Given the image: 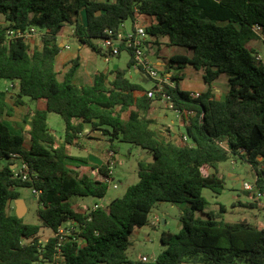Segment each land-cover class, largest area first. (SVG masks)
Returning <instances> with one entry per match:
<instances>
[{
    "label": "trees",
    "instance_id": "1",
    "mask_svg": "<svg viewBox=\"0 0 264 264\" xmlns=\"http://www.w3.org/2000/svg\"><path fill=\"white\" fill-rule=\"evenodd\" d=\"M83 11L85 23L80 21ZM137 16L149 18L148 49L150 41L165 40L167 46L186 51L172 56L168 66L202 73L207 90L199 98L181 90L182 73L162 93L157 85L146 91L130 80L128 73L136 64L132 50L128 68L114 71L110 81L97 73L92 85L75 84L80 57L58 70L59 40L66 27L73 28L82 45L101 54L98 42L106 31L117 36L122 24ZM255 26L261 27V34ZM31 27L41 34L42 49L10 36ZM257 40L264 42V0H0V80L18 88L11 96L0 90V264H264V227L230 223L205 212L208 201L203 196L204 189L223 193L226 180L220 165L230 160L253 167L254 184L264 195V66L257 60ZM223 75L229 91L221 101L215 99L213 85ZM163 94L187 122L184 146L152 129L154 102ZM25 99L44 101L45 109L26 111L22 134H13L4 118L13 117ZM49 113L65 121L63 142L49 128ZM86 124L108 138L110 151L118 153L115 142H123L146 154L138 160L139 181L112 200L109 211L100 208L88 214L76 211L71 199L103 200L109 185L73 168L79 167L74 161L88 163L67 152ZM150 157L154 162H147ZM21 160L29 166L30 181L15 176L13 167ZM93 169L108 173L106 164ZM206 169L213 172L206 174ZM23 187L40 191L38 214L44 227L56 233L69 220L79 224L80 232L61 244V252L56 250L57 237L44 244L42 226L27 224L12 212L11 204L20 199ZM159 202L186 205L181 228L162 233L166 248L155 261H133L127 254L130 236L149 224ZM258 204L238 201L233 206L257 209Z\"/></svg>",
    "mask_w": 264,
    "mask_h": 264
},
{
    "label": "rangeland",
    "instance_id": "2",
    "mask_svg": "<svg viewBox=\"0 0 264 264\" xmlns=\"http://www.w3.org/2000/svg\"><path fill=\"white\" fill-rule=\"evenodd\" d=\"M142 22H149V18L140 17ZM144 24V23H143ZM146 25V24H145ZM134 26L132 20H127L124 23V30L130 32ZM41 39L40 37H37ZM36 39L35 42L29 41L31 47H41V40ZM165 40H162L160 43H155L156 46L160 47L162 51L165 48H171V50H176L177 52L181 50L180 47H167ZM255 48L262 57V65L264 66V42L262 40H257L255 43ZM86 56H84L83 64L81 65L79 72H84L88 69V63L93 67V70L100 73L105 71H113L114 69L125 70L128 68V63L130 61V55L128 52H124L121 57H115L113 60L106 62L101 54L92 55L91 50L85 47ZM77 49L68 51L67 54L76 55ZM82 53V55H84ZM157 54V53H156ZM158 55V54H157ZM153 56H155L153 54ZM150 60L152 56L148 55ZM76 57L68 59L64 64L63 61H59L57 68L62 72L67 66L71 65V61ZM154 58V57H153ZM154 62V60H152ZM91 71V70H90ZM134 81L141 84L146 91H151L155 89L156 81L147 78L141 73V75L132 73ZM223 80H226V76H221ZM13 86L11 81L0 80V90H10L14 92L16 89ZM8 90V91H9ZM169 108V107H168ZM26 112V108L21 107V109L15 114L14 118L21 119L19 124H16L15 119L13 121L8 120V117H5L10 126L18 129V125L22 123V118ZM178 112L172 111L171 109L167 111L169 116L166 119V123L171 124L172 120L177 121L176 116ZM48 124L52 133L56 136L59 142H63L66 134V124L64 119L56 113L48 114ZM27 137V135H25ZM29 139V137H27ZM108 140V138L106 137ZM86 150H81V148H72V154L76 156L89 158V153L92 151H97L98 149L102 152H106L110 144L108 142H84ZM115 145L118 148L117 154V163L114 168V184H119L118 188H114L113 185H109V189L106 197L101 200L92 196L77 197V201L72 200V205L74 209L80 211L83 208H93L96 204L102 206H108L112 200L122 197L129 186L136 184L139 181L138 177V160L141 159L138 149L128 143L115 142ZM110 150V149H109ZM81 172V171H80ZM212 170H205V173H212ZM220 172L223 174L226 180V187L222 194L218 195L212 192L210 189H204L203 196L207 199L208 205L205 212H213L221 220H225L230 223H238L242 221L251 222L255 225L264 227V210L262 209V204L257 199L254 194L248 193L243 190L244 182L254 184L256 180V172L253 167L242 161L230 160L224 162L220 165ZM87 174V170L83 172ZM242 176L244 178H242ZM20 199L25 203L27 207V212L23 216L25 223L32 225L42 226L40 232L41 241L45 244L49 238L54 236V232L51 228L44 227L43 223L39 217L38 210L40 204L38 202V196L33 193V189L29 187H23L19 189ZM255 202L259 204V208L251 209L246 207H241L233 205L236 202ZM238 204V203H237ZM13 207L11 208L12 212H16V203L13 202ZM222 206H225V211H223ZM186 205H174L168 202H159L156 204L150 219L149 224L143 228L135 230L130 236V245L127 250L129 258L133 261H141L142 257H148L150 262H153L157 259L159 254L166 248L161 243V235L163 232L177 233L181 228L180 216L183 213ZM198 216L205 218L206 216L202 213H198ZM158 217L160 223L158 225H153L154 218ZM163 220H167L166 224H163ZM41 264H51L49 262ZM194 264V263H188Z\"/></svg>",
    "mask_w": 264,
    "mask_h": 264
},
{
    "label": "crops",
    "instance_id": "3",
    "mask_svg": "<svg viewBox=\"0 0 264 264\" xmlns=\"http://www.w3.org/2000/svg\"><path fill=\"white\" fill-rule=\"evenodd\" d=\"M141 20V19H140ZM80 21L82 23L86 22V14L83 11L80 15ZM144 24H147L146 22H143ZM36 39H40L37 37H34L31 41L35 42ZM41 40V47L39 45L38 48L43 47L42 45V39ZM30 41V42H31ZM60 45L62 47V51L60 52L58 59H57V65L59 61H63L64 64L68 61V59H71L74 57H80L81 59V65L83 64L84 61V56H86V53L84 50L85 45H82L78 39L75 37L74 35V30L71 27H66L63 31V34L59 40ZM66 44L71 45L70 49H65L64 46ZM99 47L101 48V56L102 58L106 61L109 62L111 60H113L114 58H112L111 60L107 61L105 59L104 56V52L102 50V44L99 41L98 42ZM169 47V46H167ZM77 49V53L76 55L74 54H67L68 51H71L73 49ZM89 48V47H88ZM90 49V48H89ZM91 50V49H90ZM127 51H123L121 53V55ZM82 53L84 55H82ZM92 55L95 54H99V53H95L91 50ZM158 55H157V54ZM186 51L182 48L181 50H179L178 52L176 50H171V48H165L164 51H162V49L158 46L155 45V43H153L152 41L149 42V49L147 47V54L152 56V60H154L153 64L160 70V73L166 77H170L171 81L175 84V79L174 76L177 75L178 73H182L184 75V79L182 81H180L179 86L181 88V90L183 91H187V92H200L201 94L203 92H205L207 90V84L205 83V81L203 80V76L202 73L200 71H197L195 69H193L192 67H187L185 69L182 70H178L176 68H171L168 66V61L169 59L176 55V54H185ZM153 54L155 56H153ZM118 56L119 57H121ZM154 57V58H153ZM91 65L88 63V69L87 72H79V69L76 73L75 79H74V83L79 85V86H84V85H92L93 84V77L95 74L100 73L98 71L93 70V67H90ZM91 70V71H90ZM116 69H114L113 71H105L104 74H106L108 76V81L112 80L114 78V71H116ZM132 73L141 75V72L138 68L134 67L133 69H131L128 73V78L130 80H132L133 82L137 83V81H134V77L131 75ZM13 87L16 89L14 92H10L9 90V95H15V93H17L18 88H17V84L13 83ZM213 89H214V97L217 100H225L226 96L228 94L229 91V86H228V79L226 78V80H223L222 77L219 78V80H217L215 82V84L213 85ZM144 92H137L136 95L140 96L143 95ZM10 101V99H9ZM25 106L24 108H26V111H32L35 109H40L43 110L45 109V102L44 101H30L28 99H25ZM154 107H155V113L153 118H155L156 122L152 125V129H154L155 131H157L159 133L160 136H162L163 138H165L167 141H172L173 143H177L180 145H186L183 142V136L186 135V124L187 122L184 119V116L182 114H180L178 112L176 119L177 121H173L171 124L166 123V119H168V115H167V111L170 110L168 108V105L166 103L165 100L163 99H159L156 100L154 102ZM21 109V107L16 108L15 110V114ZM174 111V110H172ZM176 112V111H175ZM15 116V115H14ZM13 117H8V120L13 121L15 119L16 124H19L21 122V119H16ZM5 123L9 126L11 132L13 134H22V128L20 127V125H18V129L17 128H13L10 126L9 122L4 119ZM28 130V128L26 129ZM52 132V131H51ZM27 135V134H25ZM27 137H29L27 135ZM26 138V141L29 143V139ZM97 142V143H101V142H108V140L106 139L105 136H103L101 134V132H92L90 131V125L86 124L85 125V130L84 133L80 134V140L75 141V145H69L67 146V152L70 156H73L75 158H82V159H86L88 163H84L82 161H74L73 163L75 164H79V167L77 166H73V168L78 171L80 174H84L83 172L87 170V174L88 176H94L96 175V173L98 172L97 170H94L93 167L95 166H102L103 164L106 163L107 161V154L109 152V149L106 152H101L99 149L97 151H92L91 153H89V158L86 157H81V156H76L72 154V148H81V150H86L84 142ZM109 143V142H108ZM138 152L139 154H141L143 152V150L138 148ZM143 156L144 158L146 157L145 152H143ZM116 159H117V154H116ZM81 171V172H80ZM242 178H244L242 176ZM72 200L77 201V197H73L71 199V203ZM15 203H17L16 201H14ZM13 204V203H12ZM11 204V208L13 207V205ZM26 207V205H25ZM77 211V209H75ZM86 210V208L81 209L78 212H84ZM16 211H17V207H16ZM26 212H27V207H26ZM167 223V220H165V224ZM181 223V222H180ZM261 227V226H260Z\"/></svg>",
    "mask_w": 264,
    "mask_h": 264
},
{
    "label": "built area",
    "instance_id": "4",
    "mask_svg": "<svg viewBox=\"0 0 264 264\" xmlns=\"http://www.w3.org/2000/svg\"><path fill=\"white\" fill-rule=\"evenodd\" d=\"M114 1V0H112ZM134 26L130 32H127L124 30V24H122L121 30L118 33L117 36L113 35L112 32L106 31V36L102 39H100V42L102 44V50L104 52L105 59L107 61L111 60L112 58L118 57L121 55L123 51H129L132 50L134 53V60L136 62L135 67H141L143 71V75H145L147 78L155 80L156 85L158 86V92L162 93L164 90V86L166 84L174 85V83L171 81L170 77H166L160 73V70L153 64L152 60L148 57L147 54V46L146 42L149 41V35L146 30V25L143 24V22L140 20V16H137L136 19L133 21ZM255 32L258 34H261L262 29L260 26L254 27ZM11 37H20L24 38L27 41H31L34 37H40L41 34L38 32V30L34 27L28 28L26 31H17V32H10ZM65 49H70L71 45L66 44L64 46ZM258 61H262V57L259 54L257 56ZM140 70V69H139ZM13 87V86H12ZM190 95L192 98H199L201 93L200 92H190ZM149 96H153L152 93L149 94ZM163 100L166 101L169 109L173 110L174 106L171 102L170 96L167 94H163ZM180 113V112H179ZM181 114V113H180ZM185 114L190 116L192 113L185 112ZM183 142L185 144L188 143V136H183ZM14 158H17V155H13ZM116 153L114 151H110L107 154V161L106 165L108 167V173L107 175H103L100 172H97L95 177L93 178L97 181L103 182L108 185H113L114 188H118L119 184H114V168L116 166ZM17 170L15 171L16 177H21L24 181H30V174H29V166L26 162L20 161L18 164L14 166ZM33 193L36 194L39 198L40 191H38L36 188H32ZM243 190L246 192H249L251 194H254L256 197V200L258 199L262 205H264V195L257 189L255 184H250L247 182H244L243 184ZM100 208H103L107 211H109L108 206H102L99 204H96L93 208L86 209L83 213H90L92 211H96ZM153 225H158L160 223V219L158 217L154 218ZM80 232V226L79 224L74 220H69L63 225H61L56 233H54V236L59 239V242L57 244L56 250L58 252H61V244H63L67 238L70 236H73L75 233ZM83 240H80L82 242ZM83 243V242H82ZM60 253L57 258H59ZM141 262H150L148 257H142Z\"/></svg>",
    "mask_w": 264,
    "mask_h": 264
},
{
    "label": "water",
    "instance_id": "5",
    "mask_svg": "<svg viewBox=\"0 0 264 264\" xmlns=\"http://www.w3.org/2000/svg\"><path fill=\"white\" fill-rule=\"evenodd\" d=\"M139 149L141 150L142 148L139 147ZM141 159H144V156L141 155ZM154 158L153 157H150L147 159V162H154ZM14 169V167H13ZM16 207H17V213L16 215L18 216V218L22 219L23 216L25 215V212H26V207H25V203L21 200V199H18L16 200ZM163 224H165V220H163Z\"/></svg>",
    "mask_w": 264,
    "mask_h": 264
}]
</instances>
